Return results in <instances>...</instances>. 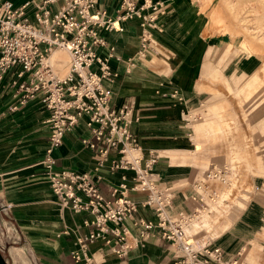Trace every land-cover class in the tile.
<instances>
[{
    "label": "built area",
    "instance_id": "built-area-1",
    "mask_svg": "<svg viewBox=\"0 0 264 264\" xmlns=\"http://www.w3.org/2000/svg\"><path fill=\"white\" fill-rule=\"evenodd\" d=\"M116 2V14L110 16L103 8L95 7L96 0H24L20 5L1 1L0 82L10 76L15 98L8 108L16 110L28 99L36 98L47 111L48 136L40 164L49 188L72 212L85 211L90 215L81 221L89 229L77 240L79 246L69 252L74 262L103 264L94 252L121 257L156 228L159 237L173 246L174 264H225L218 246L207 248L209 242L198 245L189 238L185 229L193 211L173 210L170 188L156 183L152 168L158 153H141L130 130L131 103L124 102L116 108L109 104V90L103 82H111L116 73L108 65L114 57L113 47L105 42L101 32H121V21L136 22L138 47L126 59L128 72L135 60L156 53L153 32L161 30L157 21L165 9L162 0ZM55 47L64 48L69 56L68 70L62 78H58L55 66L46 62ZM99 47L104 48L105 54L97 53ZM170 94L176 97L177 90L171 89ZM80 121L88 133L80 142L97 156L94 170L113 152L118 156L109 161L108 170L132 173L129 184L122 174L118 184L109 188V199L97 188L99 173L92 177L88 172L55 167L53 150ZM128 192L143 197L134 201ZM137 205L149 209L155 220L136 217ZM96 240L101 243L90 250L89 244ZM238 255L226 264H243Z\"/></svg>",
    "mask_w": 264,
    "mask_h": 264
},
{
    "label": "crops",
    "instance_id": "crops-1",
    "mask_svg": "<svg viewBox=\"0 0 264 264\" xmlns=\"http://www.w3.org/2000/svg\"><path fill=\"white\" fill-rule=\"evenodd\" d=\"M11 1L20 5L24 0ZM162 1L165 9L157 21L161 30L154 31L153 35L158 44L163 41L174 54L169 60L168 72L162 76L149 65L150 60L145 64L141 59L135 60L134 66L126 71V59L138 47V26L135 21L126 20L120 22L121 32H101L105 42L113 47L114 57L108 60V65L116 73L111 82L104 81L103 85L109 90V104L113 108L124 102L131 103L130 130L142 154L149 150L158 153L152 173L159 186L167 185L164 187L173 189L172 209L175 210L173 202H177V197L184 204L183 210L191 211L188 198L179 191L190 177L188 179L187 172H182L184 169L170 166L166 158L162 161L158 149L185 138L181 116L192 106L190 102L197 95L189 86L199 61L195 56L204 52L206 46H210L209 42L218 43V40L214 35L203 40L199 38L195 12L191 9L181 11L180 0ZM116 3V0H96L95 7L103 8L113 16ZM191 47L196 49L192 54ZM97 53L105 54L104 48H97ZM188 54L192 55L191 58ZM184 65L188 68L183 69ZM9 80L10 76H6L0 82V250L7 254L6 260L11 259L14 264H79L69 252L79 246L77 240L89 229L81 221L90 215L85 211L72 212L51 192L40 164L48 136L47 111L36 98L28 99L16 110H9V105L15 101L14 88ZM173 88L181 92L182 102L171 96ZM86 136L88 133L81 121L64 134L61 144L52 152L55 167L88 172L92 177L95 172L99 173L101 179L96 181L97 188L105 199H109V188L118 184L122 174L129 184L132 173L108 170L109 161L118 156L113 152L100 168L94 170L97 156L80 142ZM174 182L179 184L168 185ZM128 196L134 201L143 197L135 192H128ZM134 215L152 222L155 220L149 209L139 205ZM126 223L131 227L129 220ZM217 237L212 239V244L221 249L226 264L235 256L233 254L238 253L239 246L227 235ZM100 243L94 241L89 244V249H95ZM174 260L173 246L161 239L157 229L153 228L145 240L125 255L106 254L103 264H174Z\"/></svg>",
    "mask_w": 264,
    "mask_h": 264
},
{
    "label": "rangeland",
    "instance_id": "rangeland-1",
    "mask_svg": "<svg viewBox=\"0 0 264 264\" xmlns=\"http://www.w3.org/2000/svg\"><path fill=\"white\" fill-rule=\"evenodd\" d=\"M180 6L181 11L195 12L201 40L214 35L218 43L209 42L195 56L199 61L189 86L197 95L181 116L185 138L158 152L162 161L190 177L179 187L193 211L185 232L198 245L209 242L211 248L212 234L223 226L217 235L237 242L239 262L264 264V40L256 34L264 33V0H180ZM156 45L158 52L140 61L149 59L164 76L174 54L163 41ZM190 50L192 54L196 49ZM52 52L48 62L62 78L69 57L60 49ZM59 55L64 60L60 67L54 64ZM176 98L182 102L178 90ZM174 184L179 183L168 185ZM176 199L174 209L183 210ZM199 222L197 229L192 227Z\"/></svg>",
    "mask_w": 264,
    "mask_h": 264
},
{
    "label": "bare ground",
    "instance_id": "bare-ground-1",
    "mask_svg": "<svg viewBox=\"0 0 264 264\" xmlns=\"http://www.w3.org/2000/svg\"><path fill=\"white\" fill-rule=\"evenodd\" d=\"M247 22H245V24H246ZM261 27V26H260ZM242 29V28H241ZM257 33H261L260 35L262 36V34H263V36L261 37V38H259L258 40H260V41H262V40H264V33L261 31V30H259V31H257L256 32V34ZM55 49H60L61 51H64V54L66 55V57H67V59H68V54H67V51L64 49V48H62V47H55V48H52L51 49V52H50V54L51 53H53L52 51L53 50H55ZM50 54L48 55V57H50ZM48 57H47V59H46V62L48 63V64H50L49 62H48ZM54 62V61H53ZM57 63V65H58V67H60L59 65H63L64 64V60H63V57L61 56V55H59L58 57H57V61L54 63V64H56ZM51 65V64H50ZM56 67V66H55ZM55 72H56V69H55ZM57 74V76H58V78H60V76L58 75V73H56ZM132 152V151H131ZM133 153V152H132ZM128 155H129V153H128ZM219 213V216H220V214H221V211H219L218 212ZM218 216V217H219ZM215 218V217H214ZM217 218V217H216ZM208 221V220H207ZM212 221H214V219L212 220ZM201 223L199 222V224L198 225H196L195 223H193L192 224V227L193 228H195V229H197L198 227H199V225H200ZM189 225V224H188ZM188 225H187V227H188ZM205 225H206V222H205ZM216 225V224H215ZM210 226V225H209ZM212 226H214L213 224H212ZM217 226V225H216ZM186 227V228H187ZM211 227V226H210ZM209 227V228H210ZM213 228V227H212ZM212 228H210V229H212ZM213 230V229H212ZM223 231V226H220V227H218V229H217V231H215L213 234H212V236L213 237H217L218 235H217V233H219V232H222ZM190 237H191V239L193 240V238H192V236L191 235H189ZM193 241H196L195 239L193 240ZM196 242H198V241H196ZM94 256H95V258L97 259V261H100V262H104L105 261V259H106V255H104V256H101V255H99V254H97L96 252H94Z\"/></svg>",
    "mask_w": 264,
    "mask_h": 264
},
{
    "label": "water",
    "instance_id": "water-1",
    "mask_svg": "<svg viewBox=\"0 0 264 264\" xmlns=\"http://www.w3.org/2000/svg\"><path fill=\"white\" fill-rule=\"evenodd\" d=\"M0 264H8L7 260L3 257L1 250H0Z\"/></svg>",
    "mask_w": 264,
    "mask_h": 264
},
{
    "label": "trees",
    "instance_id": "trees-1",
    "mask_svg": "<svg viewBox=\"0 0 264 264\" xmlns=\"http://www.w3.org/2000/svg\"><path fill=\"white\" fill-rule=\"evenodd\" d=\"M1 253H2V255H3V257L6 259V255L1 251ZM9 264V263H8Z\"/></svg>",
    "mask_w": 264,
    "mask_h": 264
}]
</instances>
